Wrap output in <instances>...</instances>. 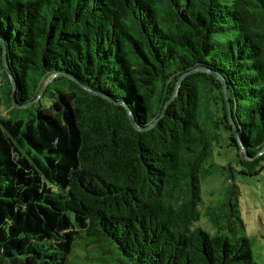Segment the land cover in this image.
Wrapping results in <instances>:
<instances>
[{
	"label": "trees",
	"instance_id": "obj_1",
	"mask_svg": "<svg viewBox=\"0 0 264 264\" xmlns=\"http://www.w3.org/2000/svg\"><path fill=\"white\" fill-rule=\"evenodd\" d=\"M4 48L0 264H258L236 185L193 225L220 126L264 170V0H0V112Z\"/></svg>",
	"mask_w": 264,
	"mask_h": 264
},
{
	"label": "rangeland",
	"instance_id": "obj_2",
	"mask_svg": "<svg viewBox=\"0 0 264 264\" xmlns=\"http://www.w3.org/2000/svg\"><path fill=\"white\" fill-rule=\"evenodd\" d=\"M6 83L7 76L0 70V87L2 88ZM0 97L4 102L5 94L1 93ZM39 99L29 105L17 108L19 116L27 118L30 110L35 111L36 106L34 109L32 107ZM40 101L41 105L45 107L50 102L47 98H43ZM14 108L16 107L8 109L6 104H3L0 112L1 116L8 117L9 112ZM219 134V141L214 146L213 157L204 168L212 170V173L206 177L201 175V193L203 199L201 219L193 225V228H201L211 235H215L218 230L206 216L207 208L224 202L225 188L236 185L238 189L237 203L243 223L242 226L234 228L233 232L226 229L224 234L232 237V239L239 236L248 237L255 261L258 264H264V170L259 175L253 177L240 175L238 152L236 148L231 146L229 127L227 125L220 126ZM230 165L235 169L233 177L230 176L228 171L223 170L224 167H229ZM210 166H212V169Z\"/></svg>",
	"mask_w": 264,
	"mask_h": 264
},
{
	"label": "water",
	"instance_id": "obj_3",
	"mask_svg": "<svg viewBox=\"0 0 264 264\" xmlns=\"http://www.w3.org/2000/svg\"><path fill=\"white\" fill-rule=\"evenodd\" d=\"M3 61H4V67H5V70H6L7 74H8V76H9V78H10V80H11V82H12V86H13V90H12L13 106L16 107V108H21L22 106L19 105V104H17V101H16V97H15V96H16V95H15V93H16V83H15V81H14V79H13V75H12V72H11V70H10V67H9V64H8V61H7V56H6V54H5V48H4ZM198 71H203V70H197V69H196L193 73L198 72ZM186 77H187V75H184L183 78H181V80H180V82H179V84H178V88H181V85H182V83H183V80H184ZM43 93H44V90H42L41 95H40L38 98H41V96L43 95ZM225 97H226V102H227L228 110H229V114H230V121H231V124H232V126H233V128H234V123H233V118H232L231 108H230V104H229V100H228V96H227V89H225ZM169 103H170V101L168 102L167 105H169ZM166 110H167V106L165 107L164 111H166ZM130 118H131V123H132V125H133L137 130H139V127H137V125H136V123H135V121H134V118H133V116H132L131 114H130ZM158 120H159V119H158ZM158 120L156 121V123H155L153 126H156V125H157ZM263 154H264V150L262 151V153H261L260 155H263Z\"/></svg>",
	"mask_w": 264,
	"mask_h": 264
}]
</instances>
